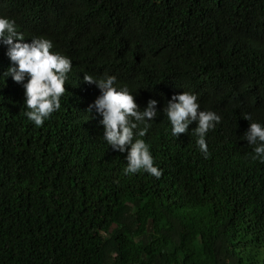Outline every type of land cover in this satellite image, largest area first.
Instances as JSON below:
<instances>
[{"label":"trees","instance_id":"16d2710c","mask_svg":"<svg viewBox=\"0 0 264 264\" xmlns=\"http://www.w3.org/2000/svg\"><path fill=\"white\" fill-rule=\"evenodd\" d=\"M0 16L72 61L39 127L22 85L0 77V264H262L264 163L243 116L264 124V0H0ZM84 73L115 75L141 110L157 100L142 139L158 178L123 173ZM181 91L221 116L207 158L196 122L174 137L161 111Z\"/></svg>","mask_w":264,"mask_h":264},{"label":"clouds","instance_id":"9594fccd","mask_svg":"<svg viewBox=\"0 0 264 264\" xmlns=\"http://www.w3.org/2000/svg\"><path fill=\"white\" fill-rule=\"evenodd\" d=\"M18 26L12 18L0 16V44L6 46L5 55L10 63L0 72L5 81L7 77L23 87L24 105L27 111L24 115L37 127L55 111L61 108L60 98L65 93L67 74L71 71V59L59 52L50 51L53 42L44 36L31 37L24 40V35L17 30ZM83 81L95 84L99 89L89 105L88 112L100 116L98 123L103 126V140L113 151L125 153L127 161L123 168L125 175L137 172H147L159 177L162 169L154 163L150 145L144 137L149 121L158 114L157 100L149 98L142 108L134 99L133 91L128 85H118L115 75L107 73L93 77L87 73ZM171 125V135L177 137L188 131V126L195 121L193 134L196 145L207 158L208 148L206 133L214 129L221 121V116L213 110H200L197 95L191 91L174 93L162 108ZM251 121L243 133V139L251 146V159L264 163V124Z\"/></svg>","mask_w":264,"mask_h":264},{"label":"rangeland","instance_id":"374dc122","mask_svg":"<svg viewBox=\"0 0 264 264\" xmlns=\"http://www.w3.org/2000/svg\"><path fill=\"white\" fill-rule=\"evenodd\" d=\"M262 250H261V254H260V262L262 264H264V244L262 245Z\"/></svg>","mask_w":264,"mask_h":264}]
</instances>
